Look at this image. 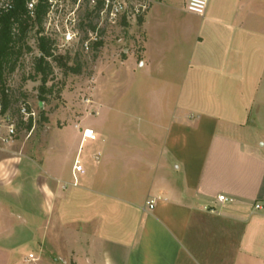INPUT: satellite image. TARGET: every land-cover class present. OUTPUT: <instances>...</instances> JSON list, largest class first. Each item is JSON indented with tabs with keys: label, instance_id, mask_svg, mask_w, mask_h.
I'll return each instance as SVG.
<instances>
[{
	"label": "crops",
	"instance_id": "obj_1",
	"mask_svg": "<svg viewBox=\"0 0 264 264\" xmlns=\"http://www.w3.org/2000/svg\"><path fill=\"white\" fill-rule=\"evenodd\" d=\"M183 2L172 21L162 0L141 19L132 70L158 93L126 109L93 103L111 127L75 136L82 174L74 159L66 176L29 164L30 190L17 193L27 162L16 180L0 165V212L77 238L78 264H264V0H208L202 15Z\"/></svg>",
	"mask_w": 264,
	"mask_h": 264
},
{
	"label": "rangeland",
	"instance_id": "obj_2",
	"mask_svg": "<svg viewBox=\"0 0 264 264\" xmlns=\"http://www.w3.org/2000/svg\"><path fill=\"white\" fill-rule=\"evenodd\" d=\"M162 2V17L165 21L177 18L174 7L184 3L183 0ZM115 32L112 34L115 37L111 36L100 48L89 54L73 55L67 51L66 54L52 56L50 71L44 83L45 89L50 90L45 93L40 89L42 75L33 70L31 65L36 63L34 49L30 47L33 30L28 29L23 39L16 43L15 49L20 52L12 60L13 89L37 109L36 120L30 129L22 130L8 150L0 151V165L5 163L8 169L6 176L14 180L15 176H23L15 183L17 193L30 190L29 164L40 169L39 166L50 163L66 176L78 148L79 138L75 136L80 134L84 126L94 129L102 120L104 129H110V121H103L105 112L93 103L110 102V99L116 98L119 99L120 107L126 109L128 100H142L157 95V78L147 77L139 67L132 70L133 64L141 59L144 42L142 22L118 27ZM74 67H79L78 72L71 70ZM95 111L100 112L98 116L94 115ZM62 135L65 139L60 142ZM49 148L52 150L47 152ZM85 149L82 150L83 154ZM44 155L46 159L43 162ZM19 158L27 163L20 168L23 174L16 173L13 176L14 165ZM5 160L11 161L7 163ZM7 187L14 192V186ZM46 225H49V220L46 222L45 217L24 216L20 212L6 217L4 212H0V264H78L77 238H68L67 235L62 239L61 234H49ZM231 237L229 241H232ZM29 253L36 259L24 263L23 259Z\"/></svg>",
	"mask_w": 264,
	"mask_h": 264
},
{
	"label": "built area",
	"instance_id": "obj_3",
	"mask_svg": "<svg viewBox=\"0 0 264 264\" xmlns=\"http://www.w3.org/2000/svg\"><path fill=\"white\" fill-rule=\"evenodd\" d=\"M17 0H0V17L10 13ZM208 0H187L186 10L202 15ZM153 0H24L23 11L18 15L11 28V36L16 40L20 36L19 22L25 24L26 31L33 30L30 47L34 56H42L50 66L55 54L72 53L73 55L89 54L104 44L117 28H124L139 23L149 11ZM116 33V32H115ZM40 38H44L47 51L42 52ZM58 53L55 52L57 50ZM33 53V51H32ZM35 70L36 63H32ZM9 63L0 65V151H6L18 139L20 132L26 130L31 121L34 124L37 109L24 100L13 89V75ZM75 127L81 129L78 125ZM82 138L94 139L91 128L81 129ZM84 172L78 157L72 165L73 177ZM218 201L224 203L231 199L219 195ZM153 200H149L152 208ZM258 207V205H256ZM32 253L25 261H34Z\"/></svg>",
	"mask_w": 264,
	"mask_h": 264
},
{
	"label": "trees",
	"instance_id": "obj_4",
	"mask_svg": "<svg viewBox=\"0 0 264 264\" xmlns=\"http://www.w3.org/2000/svg\"><path fill=\"white\" fill-rule=\"evenodd\" d=\"M23 1L24 0H17L15 8L8 14H5L0 17V65L3 62L9 63L10 69H13L12 65L13 63V56L15 54H19L20 50L15 49L16 43L23 39L24 34L26 33V25L22 22H19L20 27V36L13 40L11 36V28L14 21L18 20V15L23 11ZM141 22V19L139 20ZM45 40L44 38H40L39 46L42 52H46V46H45ZM13 60V61H12ZM72 71L78 72L79 67L71 68ZM35 71L40 72L42 77V84H41V92L45 93V91L50 90V88L45 89L44 83L46 82L47 74L50 71V67L46 62H44V59L42 56L36 58V65H35ZM31 127V121L27 124L26 130H29Z\"/></svg>",
	"mask_w": 264,
	"mask_h": 264
}]
</instances>
